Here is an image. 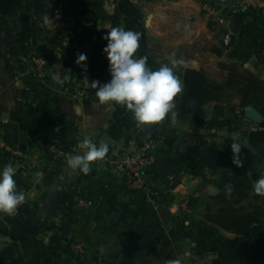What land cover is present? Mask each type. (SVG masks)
Here are the masks:
<instances>
[{"label": "crops", "instance_id": "crops-1", "mask_svg": "<svg viewBox=\"0 0 264 264\" xmlns=\"http://www.w3.org/2000/svg\"><path fill=\"white\" fill-rule=\"evenodd\" d=\"M46 6L54 9L53 23L44 25L40 20L34 37L39 38L43 55L49 59L47 74L29 88L24 103L11 102V106L21 108L12 133L29 149L28 156L7 161L0 146V172L12 163L17 190L22 189L26 196L16 216L0 213V264H91L96 253L111 264H165L177 257L183 258V264H264L259 253L264 235V199L257 221L242 234L210 223L200 224L204 206L189 205L191 197L201 200L207 194L219 193L238 174L245 176L251 190L252 182L264 173L260 157L240 130L203 129L201 132L209 135L206 140L190 144L183 137L182 122L175 121V129L166 133H161L157 125H147L149 130L139 136L142 126H137L125 107L114 102L100 104L96 99L87 108L83 101L61 92L66 81L58 76L61 66L71 78L89 72L101 85L109 83L112 77L103 51L108 43L104 37L118 26L142 33L135 58L146 56L152 70L174 58L185 59L187 66L176 70L181 81L184 68L204 69L211 76H220L224 74L221 62L237 63L264 80V13L242 8L241 23L228 16L225 23L214 27L213 18L229 14L231 4L221 0H26L9 15L0 16V24L19 26L29 12L39 14V7L42 11ZM55 27L66 28L61 46L46 38ZM79 54L87 56L80 64ZM29 56L23 59L26 63ZM15 84L23 86L19 78ZM252 105L264 116V97ZM207 110L208 119L223 116L222 105L211 104ZM2 121H10L9 111L2 115ZM49 121L65 134L66 152L73 155L80 153L77 146L85 137L98 145L107 143L111 154L129 135L167 136L159 156L171 165L174 175L162 174L157 163L147 169V175L160 190L169 185L174 195L168 206L171 217L153 208L146 194L133 191L104 161L93 162L89 173L84 174L72 172L66 158L57 163L47 159L40 138L31 133L37 131L40 137ZM236 122L241 124L240 129L259 124L247 118L244 110L239 111ZM2 131L0 143L5 142ZM233 138L242 145V167L232 162ZM173 178L180 182L172 187ZM214 187L217 191L213 193ZM78 192L90 206L78 214L73 208V214L67 217L62 198ZM67 223L70 227L65 233ZM73 242H83L86 253L73 254Z\"/></svg>", "mask_w": 264, "mask_h": 264}, {"label": "trees", "instance_id": "trees-1", "mask_svg": "<svg viewBox=\"0 0 264 264\" xmlns=\"http://www.w3.org/2000/svg\"><path fill=\"white\" fill-rule=\"evenodd\" d=\"M24 1L26 0H0V16L9 15ZM44 14H48L51 19L55 17L54 9L50 6L44 7L41 17ZM228 16L241 23L244 18V10L241 8L238 11H231L225 15V17ZM37 19H39V15ZM38 22L39 20L27 18L19 26L11 22L0 24V131L3 130L2 136L5 142L13 147L22 148L12 133L13 121L20 117L21 108L11 106V102L24 103L29 88L39 80L37 75L27 70L28 65L23 60L30 54L43 55V49L38 43L39 38L34 37ZM65 35V27H55L46 38L49 43L61 46ZM13 61L17 64H14ZM219 66L224 71V74L220 76H211L204 69H183L184 90L175 100L174 110L178 113L176 122L187 123L188 128L183 131V137L190 144L206 140L209 135L203 134L201 132L203 129L240 130L241 134L248 138L251 147L261 159V166L264 167V120L252 129H240L235 126L239 111H243L246 106L264 97V80L234 62H221ZM17 78L21 79L22 87L15 84ZM93 81H98L94 75ZM95 93L96 89L91 87L89 97L83 101L87 108L96 101ZM193 100H196L194 105L191 104ZM211 104L223 106L221 118L208 119L207 107ZM7 111L10 112V121L3 122L2 115ZM157 126L161 133H166L171 128L175 129L176 123H172L171 116H169ZM31 135L40 138L43 155L49 160H54L50 144L58 142L60 145H64V151L69 149L65 134L59 132L52 121L46 123L40 137L37 131ZM25 144L27 145V142ZM22 149L27 152L29 150L27 147ZM3 153L7 161L13 157L9 151L4 150ZM21 159L22 157L19 158V160ZM179 182V179L173 178L172 187ZM228 184L233 186L230 197L226 195V190L223 188L219 193L207 194L201 200L198 197H191L189 205L194 206L201 203L204 206V218L199 221L200 224L210 223L225 230L242 234L257 221L258 211L262 207L264 197L256 195L253 189H248L249 184L243 174L236 175ZM169 188L168 185L163 190L159 189L158 203L159 208L168 217H171L168 206L173 201L174 195ZM62 204L67 217L73 214L75 205L73 194L65 195L62 198ZM259 253L264 257V235L260 239ZM2 264L17 263L8 261Z\"/></svg>", "mask_w": 264, "mask_h": 264}, {"label": "clouds", "instance_id": "clouds-1", "mask_svg": "<svg viewBox=\"0 0 264 264\" xmlns=\"http://www.w3.org/2000/svg\"><path fill=\"white\" fill-rule=\"evenodd\" d=\"M44 25L53 23L48 14L41 17ZM142 33L125 30L114 26L104 37L108 41L103 51L109 60L111 81L101 85L93 81L91 87L96 89V97L100 104L114 102L131 112L137 126L158 125L169 116L175 123L178 113L175 109V100L182 94L184 85L176 70L187 66L183 58H174L170 63H163L157 70L147 66V57L135 58L140 47ZM87 59L86 54H79L77 63ZM232 162L236 167H242L240 153L242 145L232 139ZM81 151L73 155L68 153L66 163L72 172L80 171L88 174L91 164L103 161L109 152V145L103 141L99 145L89 137H85L77 146ZM16 168L12 163L4 166L0 172V213L16 216L26 196L24 191L17 190L14 179ZM254 193L264 197V173L252 182ZM226 195L231 196L233 186L225 185ZM165 264H183V258L168 259Z\"/></svg>", "mask_w": 264, "mask_h": 264}, {"label": "built area", "instance_id": "built-area-1", "mask_svg": "<svg viewBox=\"0 0 264 264\" xmlns=\"http://www.w3.org/2000/svg\"><path fill=\"white\" fill-rule=\"evenodd\" d=\"M205 8L213 11L211 5L205 4ZM241 8L258 9L264 13V0H236V3L231 5V11H238ZM226 20L225 15H217L213 18L212 26L216 27L218 24L225 23ZM27 65L28 71L42 78L47 74L49 59L46 55H31ZM92 82L93 75L89 72H83L62 84L61 92L76 101H84L89 97ZM167 139V136L139 137L129 135L120 149L108 154L103 160L117 176L128 182L133 191L146 194L156 210L159 209L158 196L160 190L153 181H150L147 169L155 165L159 153L162 152L167 143ZM0 146L12 154V160L19 161V158L28 156V152L20 147H13L6 142L0 143ZM50 150L54 154L53 162L55 163L63 161L67 156V152L62 149L58 142L50 144ZM203 176L207 179V175ZM74 201V212L77 214L90 206V201L81 192L74 196ZM70 247L79 255H84L87 251L83 242H73ZM186 254L189 255V251ZM91 264H111V262L101 253H96Z\"/></svg>", "mask_w": 264, "mask_h": 264}, {"label": "water", "instance_id": "water-1", "mask_svg": "<svg viewBox=\"0 0 264 264\" xmlns=\"http://www.w3.org/2000/svg\"><path fill=\"white\" fill-rule=\"evenodd\" d=\"M221 1H225L231 5L235 4L236 3V0H221ZM59 74L58 76L61 78L62 81H69L70 80V75L69 73L63 68V67H59ZM196 103V100H193L192 101V104L194 105ZM244 113H245V116L253 121H255L256 123H260L263 121L264 119V116L263 114L261 113V111L255 107L254 105H248L244 108ZM149 130V127L147 125H142L141 129H140V132H139V136H142L144 135V133H146L147 131ZM154 133L156 134V131H154ZM107 136V135H105ZM104 136V140L105 141H109V139L105 138ZM22 148H24V145L22 144L21 145ZM62 149L64 148V145H61ZM157 167L159 168V171L162 173V174H171V175H174V171L171 167V165L165 160V158H163L162 156H159L157 158ZM217 191V188L214 187L212 192H216ZM73 219V215L70 217V220ZM69 227H70V223H67L65 226H64V229L63 231L65 233H68L69 232Z\"/></svg>", "mask_w": 264, "mask_h": 264}, {"label": "rangeland", "instance_id": "rangeland-1", "mask_svg": "<svg viewBox=\"0 0 264 264\" xmlns=\"http://www.w3.org/2000/svg\"><path fill=\"white\" fill-rule=\"evenodd\" d=\"M32 7H33V5L31 4V5H30V9H31ZM41 12H42V11H40V7H39V14H38L37 12H33V11H31V12L28 13L27 18H30V19H32V20H39V21H40V20H41ZM64 14H65V13H62V15H64ZM38 15H39V19H37ZM62 15H61V16H62ZM180 126H181L182 128L185 127L184 129H187V128H188V125H187L186 122H185V123L182 122V125H180ZM235 126L238 127V128L242 127L241 124H240V123H237V122H235ZM217 130H219V129H215V128H213L211 131H212V132H215V131H217ZM203 134H207V132H203ZM108 168H109V167H108ZM109 169H110V168H109ZM110 170H111V169H110ZM111 171H112V170H111ZM71 252H72L73 254H75V255H79L78 252H76L75 250H72V249H71Z\"/></svg>", "mask_w": 264, "mask_h": 264}]
</instances>
